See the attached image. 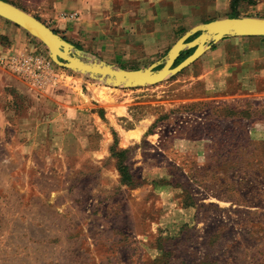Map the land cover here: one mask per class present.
<instances>
[{
    "label": "rangeland",
    "instance_id": "obj_1",
    "mask_svg": "<svg viewBox=\"0 0 264 264\" xmlns=\"http://www.w3.org/2000/svg\"><path fill=\"white\" fill-rule=\"evenodd\" d=\"M5 1L126 70L161 61L231 2L264 18V0ZM2 26L14 33L0 53H46ZM207 62L129 89L58 67L64 84L49 93L0 68V264H264V80L206 83ZM111 146L126 150L127 184Z\"/></svg>",
    "mask_w": 264,
    "mask_h": 264
},
{
    "label": "water",
    "instance_id": "obj_2",
    "mask_svg": "<svg viewBox=\"0 0 264 264\" xmlns=\"http://www.w3.org/2000/svg\"><path fill=\"white\" fill-rule=\"evenodd\" d=\"M0 18L21 28L39 41L50 61L57 67L87 76L113 88H137L158 84L194 63L211 45L230 37H264V18L235 17L198 24L184 32L166 51L161 61L136 70L115 68L97 59H89L40 21L17 7L0 0ZM197 34L192 40H185ZM193 49L172 67L179 53ZM157 66H160L156 69Z\"/></svg>",
    "mask_w": 264,
    "mask_h": 264
},
{
    "label": "crops",
    "instance_id": "obj_3",
    "mask_svg": "<svg viewBox=\"0 0 264 264\" xmlns=\"http://www.w3.org/2000/svg\"><path fill=\"white\" fill-rule=\"evenodd\" d=\"M12 33L14 32L10 28L6 26L0 27V36H2V38H11ZM10 38L7 40L9 41ZM84 44L88 46L87 43ZM14 47L15 45H11L10 51H14ZM99 51L101 53L99 52L100 54L97 55L104 60V56H106L105 52L100 49ZM203 54H205L208 62L203 74L197 76L196 79L203 78L206 83L213 82L223 86L239 83L240 77H244L245 79L248 78L249 80H264V37L225 38L211 45ZM114 111V113H110L109 115L112 120H117V108L114 109ZM148 123L149 121L147 123L139 122L138 126L135 125L123 131V134L136 132L137 137H139L148 128ZM120 136V142L122 143L123 141V144H128L132 139L131 137L126 139V137Z\"/></svg>",
    "mask_w": 264,
    "mask_h": 264
},
{
    "label": "built area",
    "instance_id": "obj_4",
    "mask_svg": "<svg viewBox=\"0 0 264 264\" xmlns=\"http://www.w3.org/2000/svg\"><path fill=\"white\" fill-rule=\"evenodd\" d=\"M0 68L19 78L37 93H49L64 84L65 76L45 52L6 49L0 53Z\"/></svg>",
    "mask_w": 264,
    "mask_h": 264
},
{
    "label": "trees",
    "instance_id": "obj_5",
    "mask_svg": "<svg viewBox=\"0 0 264 264\" xmlns=\"http://www.w3.org/2000/svg\"><path fill=\"white\" fill-rule=\"evenodd\" d=\"M4 2H6L5 0H2ZM8 3V2H7ZM12 5V4H11ZM21 10V9H20ZM23 11V10H22ZM227 18H235V17H239V14L237 13L236 11V4H234L233 2H231V4H229V13L228 15L226 16ZM35 18V17H34ZM36 20H38L37 18H35ZM39 21V20H38ZM209 21H212V20H209ZM207 21V22H209ZM206 23V22H205ZM15 26V25H14ZM54 32V31H53ZM185 31H182V33L180 34V36L184 33ZM55 33V32H54ZM56 34V33H55ZM197 34H194L192 35V37L188 40H192ZM179 36V37H180ZM178 39V38H177ZM66 41V40H65ZM72 45V44H71ZM74 48L76 49H80L78 48L77 46L75 45H72ZM193 49H186V50H183L179 53L178 57L174 60L173 64H172V67L177 65L179 62H181L183 59H185L188 55H190L192 53ZM160 66H157V68H159ZM123 69V68H122ZM136 69H139V68H133V69H128V70H136ZM126 70V69H125ZM183 71V70H182ZM181 71V72H182ZM180 72V73H181ZM179 74V73H178ZM174 77V76H173ZM173 77H171L170 79H173ZM126 152V150H119L117 151L116 153L115 152H112V146L109 148V153L111 156L117 158V171L119 173V177H120V182L121 183H129L130 181V177L127 173V168L125 167V165L123 164V159H122V156L124 155V153Z\"/></svg>",
    "mask_w": 264,
    "mask_h": 264
}]
</instances>
